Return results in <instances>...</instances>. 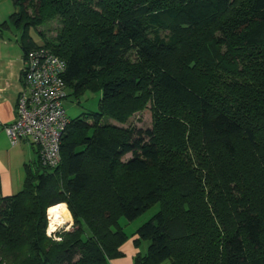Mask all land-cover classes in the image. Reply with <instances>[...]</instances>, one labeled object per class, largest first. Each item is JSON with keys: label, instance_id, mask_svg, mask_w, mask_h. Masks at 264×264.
I'll return each mask as SVG.
<instances>
[{"label": "trees", "instance_id": "obj_1", "mask_svg": "<svg viewBox=\"0 0 264 264\" xmlns=\"http://www.w3.org/2000/svg\"><path fill=\"white\" fill-rule=\"evenodd\" d=\"M11 1L0 30L66 62L65 100L101 99L70 119L57 168L39 159L19 193L0 188V264H112L121 221L155 207L134 264H264V0ZM53 19L39 45L30 31ZM138 110L151 129L111 122ZM65 204L75 229L54 241L47 212Z\"/></svg>", "mask_w": 264, "mask_h": 264}, {"label": "built area", "instance_id": "obj_2", "mask_svg": "<svg viewBox=\"0 0 264 264\" xmlns=\"http://www.w3.org/2000/svg\"><path fill=\"white\" fill-rule=\"evenodd\" d=\"M66 70V62L48 48L27 52L17 118L3 126L12 145L30 143L37 149L42 165L52 169L61 164L62 138L70 123L63 107Z\"/></svg>", "mask_w": 264, "mask_h": 264}, {"label": "crops", "instance_id": "obj_3", "mask_svg": "<svg viewBox=\"0 0 264 264\" xmlns=\"http://www.w3.org/2000/svg\"><path fill=\"white\" fill-rule=\"evenodd\" d=\"M10 3L11 0H0V25L8 22L14 13V5ZM12 30V26L0 30V188L5 197L22 190L26 166L34 168L39 161V154L33 145L26 141L12 145L3 127L16 120L17 101L23 90L25 52L20 45L21 31ZM67 213L71 219L68 210Z\"/></svg>", "mask_w": 264, "mask_h": 264}, {"label": "rangeland", "instance_id": "obj_4", "mask_svg": "<svg viewBox=\"0 0 264 264\" xmlns=\"http://www.w3.org/2000/svg\"><path fill=\"white\" fill-rule=\"evenodd\" d=\"M10 4H12V3H10ZM14 11H15V8H14ZM29 14H31L30 11H29ZM12 29L14 30V32H17V30H15L16 29L15 27H12ZM59 29H60V25L58 23V19H53V20H50L49 22L43 24L42 26H40L37 29L38 32H41L44 35L45 40H42L41 38H39V35H38L36 30H31L30 35L34 38V40L36 42H38L39 45H43L44 44L43 42H45V41L54 44V43H56L55 39L58 35ZM134 60H135V58L132 57V62ZM100 99H101V93H99V92L93 93L91 91H87L78 100L76 97H74L73 92L71 90H69L68 91V98L63 102V106H64V109L66 111L67 117L69 119H75V118L81 117L83 115L98 112ZM149 107H150V105H149ZM111 122H112V124H115L119 127H124V128L135 127L137 129L148 130V129L152 128L153 118H152L151 112L149 110H146V111L138 110V111L134 112L130 116V118L127 120V122H125L124 124H122V123H120L114 119ZM130 158H131V155H128L124 158V160H129ZM192 165L195 166L194 162H192ZM195 169H196V166H195ZM196 171H197V169H196ZM66 206L70 212L71 219H69L67 210H65V208L63 206H57V207H62L66 211L65 217L67 218L66 219L67 224L62 225L60 227L57 225L56 226L57 229L54 230V232H53V229L50 228V220L48 218L47 234L54 241H59L61 239L59 237L60 233L72 232L75 229L74 218H73L71 211H70L67 204H66ZM156 210H157V207H155L153 210H151L150 212L145 214L143 217L139 218L138 220H136L134 222H128L125 219H123L121 221L122 228L124 229L126 235L128 236V241L123 246H121V248H120V250L124 254V256L122 258H118V259L114 260V264H134V259L138 253H142L143 255H145L147 253L149 243L144 242L141 245V248H139V247L137 248V246L135 244V240L137 238L135 236V233H136L137 229L139 228V226H141L144 222L148 221L151 218V216L156 212ZM48 212H49V210H48ZM48 212H47V215H48ZM57 232H59V233H57ZM163 264H170V263L165 262Z\"/></svg>", "mask_w": 264, "mask_h": 264}, {"label": "bare ground", "instance_id": "obj_5", "mask_svg": "<svg viewBox=\"0 0 264 264\" xmlns=\"http://www.w3.org/2000/svg\"><path fill=\"white\" fill-rule=\"evenodd\" d=\"M66 211L62 207H52L49 209L48 218L50 220V228L56 230L59 227L67 224ZM62 228V227H61Z\"/></svg>", "mask_w": 264, "mask_h": 264}]
</instances>
